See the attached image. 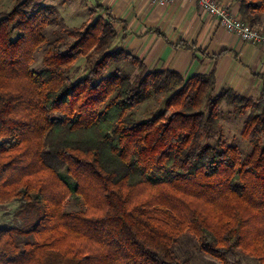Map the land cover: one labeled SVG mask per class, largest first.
Instances as JSON below:
<instances>
[{
  "label": "clouds",
  "instance_id": "9594fccd",
  "mask_svg": "<svg viewBox=\"0 0 264 264\" xmlns=\"http://www.w3.org/2000/svg\"><path fill=\"white\" fill-rule=\"evenodd\" d=\"M16 5L0 264H37L62 223L80 264H264V0H9L0 20Z\"/></svg>",
  "mask_w": 264,
  "mask_h": 264
},
{
  "label": "trees",
  "instance_id": "16d2710c",
  "mask_svg": "<svg viewBox=\"0 0 264 264\" xmlns=\"http://www.w3.org/2000/svg\"><path fill=\"white\" fill-rule=\"evenodd\" d=\"M1 1V0H0ZM20 5L14 6L10 9L0 20V22H6L9 17H12L16 12L17 8ZM78 79H83V77H78ZM84 86H81V90ZM12 89L6 88L0 83V98H3L6 95H11ZM91 99V98H90ZM12 158L15 159V150L12 153ZM74 159H81V157L74 156ZM11 160H5L3 153H0V168L7 169L8 165L11 163ZM43 175L40 176H31L28 178L27 183L29 185H34L43 179ZM3 179V177H0ZM12 185L9 181H5L3 185H0V207H3L8 204H16V201L13 199V196L9 193L5 196L3 189L10 188ZM23 190V189H22ZM30 190V189H29ZM19 196V193H16ZM155 191L144 192L140 196V203L142 206H139V211L142 215L145 216V223L149 224L151 227H159L155 223V219L152 216H149V213H156L158 211H163V209H157L155 207H150L151 198L156 196ZM191 201L192 197L188 198ZM202 214L206 216L209 221H216L217 215L213 208L208 207L202 210ZM38 238L30 241V243L36 246L37 252V264H80L81 259H88L86 254L82 253L83 247L86 245V241L83 238H78L74 236H68L65 229V224L62 223L59 226H53L49 231L45 229L42 233L35 234ZM77 253H81V257L77 258ZM155 255V253H153Z\"/></svg>",
  "mask_w": 264,
  "mask_h": 264
},
{
  "label": "rangeland",
  "instance_id": "374dc122",
  "mask_svg": "<svg viewBox=\"0 0 264 264\" xmlns=\"http://www.w3.org/2000/svg\"><path fill=\"white\" fill-rule=\"evenodd\" d=\"M5 2H9V0H1L0 1V10H2L3 4ZM13 205H15V204H8V205H5L3 207H0V212H4V209H9L10 211H14ZM4 214L7 215V212H4Z\"/></svg>",
  "mask_w": 264,
  "mask_h": 264
}]
</instances>
